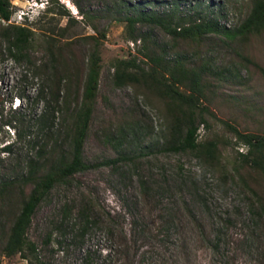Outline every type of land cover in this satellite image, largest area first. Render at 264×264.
I'll list each match as a JSON object with an SVG mask.
<instances>
[{
    "label": "rangeland",
    "instance_id": "374dc122",
    "mask_svg": "<svg viewBox=\"0 0 264 264\" xmlns=\"http://www.w3.org/2000/svg\"><path fill=\"white\" fill-rule=\"evenodd\" d=\"M10 2L8 22L27 23L30 60L42 67L8 57L0 41V247L33 180L60 155L69 156L86 60L96 41L97 88L82 149L84 161L95 165L55 182L35 207L26 234L37 259L42 264H264V176L223 124L264 135V33L230 34L252 1ZM134 7L170 15L171 25L212 19L230 35L172 38L140 23L129 30L116 18ZM153 44L166 59L176 56L203 70L202 95L192 112L197 150L165 148L175 109L148 77L113 82L120 60L148 70L144 46ZM51 84L58 102L49 101L53 115L48 128L39 130L36 117L50 100ZM209 142L211 156L204 153ZM30 162L37 165L33 173ZM0 264L28 261L0 252Z\"/></svg>",
    "mask_w": 264,
    "mask_h": 264
},
{
    "label": "trees",
    "instance_id": "16d2710c",
    "mask_svg": "<svg viewBox=\"0 0 264 264\" xmlns=\"http://www.w3.org/2000/svg\"><path fill=\"white\" fill-rule=\"evenodd\" d=\"M251 1L252 6L248 15L238 27L231 30L232 36L252 32L264 33V0ZM11 13L10 0H0V41L3 44L4 53L13 60L24 61L38 70L42 65L31 61L29 54L32 30L27 26V23L13 24L8 22ZM169 16L134 7L131 14H124L116 19L124 21L129 30H132L136 23L157 26L172 38L194 37L212 32L230 35L229 30L220 28L212 19H203L202 17L191 19L188 25H183L184 21L181 19L180 23L171 25L168 21ZM99 35L104 36L103 33ZM141 40L142 43L147 42V35L141 36ZM144 48L146 49L144 55L151 64L148 70H144L133 60H120L114 65L113 82L116 85H122L126 82L136 83L144 77H148L162 96L172 102L175 109L166 128L165 148L174 151L197 150L196 124L192 112L198 106V96L202 95L201 74L203 70L187 67L176 56L166 59L165 53L158 51L160 49L158 45L153 44L152 48L150 45L144 46ZM48 53L52 58L53 51L49 49ZM99 60V45L95 41L93 49L87 56L80 100L73 117L69 136V156L60 155L56 161L49 165L46 172L33 180L31 189L21 202L19 211L13 217L5 233L0 247V252L4 256L10 257L18 254L21 258L26 259L28 264H42L35 255L34 243L28 239L26 234L35 207L55 182L95 165L84 161L82 149L97 88ZM46 68L48 67L46 66ZM48 95L50 100L45 101L42 112L36 117L39 130L48 128V120L53 115L54 109L49 105V101L54 104L58 102V89L55 85L51 84L48 87ZM18 96L21 97V94ZM40 97L38 93L36 99ZM223 124L247 147V151L243 155L248 158V155L251 154L252 156L248 158L249 164L264 176V135L240 131L226 121ZM208 146L204 153L211 156L209 148L213 146V143L209 142ZM40 151H37L38 155ZM116 161L117 159L114 158L103 160L100 163L109 164ZM36 168L37 165L34 162L29 163L30 172L33 173ZM83 216L85 223H87V215L83 214ZM83 231L84 228L81 229V233Z\"/></svg>",
    "mask_w": 264,
    "mask_h": 264
},
{
    "label": "built area",
    "instance_id": "2783aa9c",
    "mask_svg": "<svg viewBox=\"0 0 264 264\" xmlns=\"http://www.w3.org/2000/svg\"><path fill=\"white\" fill-rule=\"evenodd\" d=\"M12 102H13L12 107H14V108L19 105V100L16 98H14Z\"/></svg>",
    "mask_w": 264,
    "mask_h": 264
}]
</instances>
